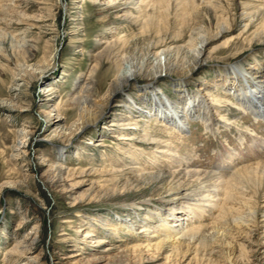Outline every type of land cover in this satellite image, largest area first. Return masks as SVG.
I'll use <instances>...</instances> for the list:
<instances>
[{
  "label": "rangeland",
  "instance_id": "1",
  "mask_svg": "<svg viewBox=\"0 0 264 264\" xmlns=\"http://www.w3.org/2000/svg\"><path fill=\"white\" fill-rule=\"evenodd\" d=\"M222 23L228 30L210 38ZM197 32L211 41L194 70L186 51L166 62L150 54L186 45ZM124 55L146 63L125 93L161 72L154 84L175 100L172 80L195 90L235 62H264V0H0V264H264V187L251 194L254 221L237 228L211 207L187 209L202 193L174 175L192 168L227 180L233 170L218 163L234 157L242 167L240 158L253 159L264 139L263 122L220 86L206 91L215 101L206 129L193 122L184 134L170 133L145 113H127L115 93L96 124L76 131L78 103L102 105ZM159 168L165 174L147 182L145 173ZM167 185L178 193L169 202L161 200ZM167 214L202 234L178 245L165 235L150 244L136 236L143 225L173 224Z\"/></svg>",
  "mask_w": 264,
  "mask_h": 264
},
{
  "label": "bare ground",
  "instance_id": "2",
  "mask_svg": "<svg viewBox=\"0 0 264 264\" xmlns=\"http://www.w3.org/2000/svg\"><path fill=\"white\" fill-rule=\"evenodd\" d=\"M195 12L197 14L198 10ZM247 15L246 12L242 11L241 17ZM250 15L251 14H249V16ZM188 16H190V14L185 15V19ZM251 17L254 18L253 15H251ZM181 20L184 21V19ZM244 27H247V25ZM227 30L228 27L222 23L215 35L210 38L216 39L222 36ZM193 34H190L191 39L186 45H168L162 47L159 52H155L151 49L150 54L159 61L162 60L160 58L162 57L166 62L172 51L177 55L186 51L187 54L191 55L194 59V63L191 67L192 70H194L197 66L202 64L201 57L203 56L204 48L211 40H208L207 36L198 34V32L196 33V36ZM193 36H195V38H193ZM148 53L149 50L147 54ZM122 61L126 62L127 65L124 67L120 65L118 71L110 82L109 87L102 98V100H104L103 103H105L104 106L103 103L100 105L99 102L96 103L93 100L89 101L86 98H84L85 100H83V102L78 103V120L76 121L78 126L77 130L75 129L77 132L87 126L96 124V122L103 117V107L107 105L108 101L115 93L123 95L122 98L124 99V104L122 108L127 113H145L149 116L148 118L155 119L158 122H161L165 127H169L170 133L184 134L185 131L189 129V125L193 122L204 124V128L206 129L209 128L215 120L213 119V114H211L212 102L215 101L211 102L210 100L209 102V100L206 99V91L210 90V88L214 89L213 87L216 86H220V89H222L225 96L238 102V110H241L244 114L246 113L247 116L251 117L254 121L261 120L264 124V62L255 60V63H250L249 61H244V59L235 62L229 67L224 68L222 71L215 72V74L212 75V81H210L208 85L206 82L199 81L197 83V88L195 90L190 89L191 91L187 89L185 79L172 80L169 85L176 93V99L170 100L161 93V89H159L160 87L154 84V81L158 76L164 75L161 72L153 73L149 83L139 89L136 94L125 93L123 88L130 85L132 81L135 80V76L144 70L146 63L144 59H142L140 63H136V58H129L126 55L123 56ZM47 91L50 93L53 90L52 88H49ZM145 107L147 108L146 112L143 110ZM74 125L75 123L72 127ZM111 126L119 129V126H126V124L114 126L110 123L107 127ZM102 129L106 128L103 127ZM241 142H244V140H241ZM253 147L255 148L254 151L257 150L253 155L254 158L251 159L249 156L240 158L241 161L244 159V165L240 168H236V164L232 163L233 161L230 162L234 157L229 158V162L225 163L221 160L218 163L221 165L218 167V170L220 171L225 167H228L231 171L233 170V173L227 180H221L222 178L219 177L220 173H218L217 177L216 173H207L190 167L189 170L176 169L174 172V175L176 176L175 178L181 182H190L193 191L202 193L199 200L198 197L196 200H190L193 201V203H191L190 206H187L189 207L187 209L195 207L199 212L203 213L204 208L211 207L217 211L215 219L224 218L226 221L233 219L232 223L237 228L246 227L249 221H254V217L257 215L258 204H252L253 199L251 194H258V192H261L264 187L262 185V183H264V139H259L258 143L254 144ZM163 174H165V172L159 168L153 172L145 173V177L147 178V182H152ZM174 175H171V177L174 178ZM247 184H251L254 187L250 188L249 191L247 189V191H244V188H246L245 185ZM165 187V190H167L168 193L161 198L162 201L169 202L174 198H178L177 191H170L175 189L174 186L169 187L167 185ZM255 187H257V189H255ZM208 201H210V203L205 204V202L208 203ZM171 208L173 211L179 212L183 206L172 205ZM238 213L240 214L234 215ZM234 216L235 219L233 218ZM168 217H171L173 224L166 220H160V225L151 229H148L147 226L143 225L137 228L139 231L136 236H138V238L140 237L146 242V244H150L152 242L150 238L156 237L155 239H158L161 238L162 235H165L171 238L166 237L164 240H172V242L178 245L190 244L202 234L203 227H192L189 231H184L182 223L179 222L181 219L173 217L172 214H167L166 219ZM118 223L125 227L127 231L135 230L134 226L129 225L126 222L119 220ZM155 248L157 249L158 246H155Z\"/></svg>",
  "mask_w": 264,
  "mask_h": 264
}]
</instances>
